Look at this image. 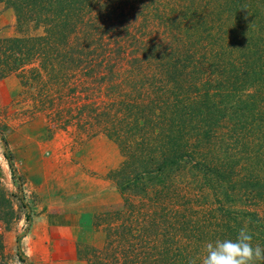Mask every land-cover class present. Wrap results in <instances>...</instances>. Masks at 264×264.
<instances>
[{"label":"trees","instance_id":"16d2710c","mask_svg":"<svg viewBox=\"0 0 264 264\" xmlns=\"http://www.w3.org/2000/svg\"><path fill=\"white\" fill-rule=\"evenodd\" d=\"M1 1L12 8L18 25L30 22L43 28L36 35L4 39L7 48L2 53L9 61L0 78L32 64L27 71L37 97L53 100L42 94V82L67 86L68 103L52 112L49 122L56 127L74 107L72 118L82 114L85 120L76 122L84 138L103 135L112 140L124 157L114 172L127 174L115 180L122 193L130 184L138 185L140 175L157 177L192 158L195 169L203 172L210 162L194 149L196 139L199 144L216 140L225 129L228 148L253 134L251 128L264 132L258 123L252 125L256 119L264 123L259 115L264 111V0ZM253 72L257 77L241 92L248 97L247 109L237 117L238 80ZM251 84L254 91L248 90ZM74 97L82 102L73 104ZM67 119L70 115L62 125ZM225 119L234 123L221 126ZM3 148L14 176L5 142ZM251 179L264 181L258 175ZM241 215L255 213L243 210ZM260 218L243 220L244 225L223 220L201 228L206 239L219 227L224 233L217 239H235L246 227L253 244L264 247L263 213ZM107 225L105 246L96 251L92 264H188L202 258L198 248L207 243H197L192 236L160 239L167 224L159 220H133L128 227L125 220H111ZM16 256L25 259L19 244Z\"/></svg>","mask_w":264,"mask_h":264},{"label":"rangeland","instance_id":"374dc122","mask_svg":"<svg viewBox=\"0 0 264 264\" xmlns=\"http://www.w3.org/2000/svg\"><path fill=\"white\" fill-rule=\"evenodd\" d=\"M42 28L30 22L18 25L12 8L0 2V72L3 69L6 72L5 62L9 61L2 53V49L7 48L4 39L36 35L41 33ZM255 44L259 45V40ZM31 65H24L0 78V264H32L26 259L18 260L16 246L19 244V250L25 258L31 256L36 237V220L44 211L45 215L50 214L51 210L57 211L62 202L47 200L52 205L47 204L40 210L37 190L54 192L56 196L62 191L68 158L80 171L77 174L83 177H103L115 187V180H119L121 175H127L114 173L121 167L124 157L112 140L103 135L88 139L83 137L84 133L76 126L77 121V124L85 121L83 115L72 118L77 113L76 108L63 114L61 123L56 127L53 122H49L51 113L60 111L68 103L67 86L55 88L50 86V82H42V94L46 92L53 100L37 97L36 88L30 82L27 71ZM254 77L257 75L253 72L249 76L242 75L238 80L241 101L239 111L235 110L237 117H242L247 109L248 97L241 92ZM252 84L249 91H254ZM77 95L75 93L74 96ZM76 101L79 100L74 97L73 104L82 102ZM261 107L264 110V106ZM69 115L68 123L62 125L63 119ZM259 115L263 118L264 111ZM226 122L234 123L233 120L225 119L220 122L221 126ZM256 123L261 129L264 128L262 120L256 119L252 125ZM250 131L253 134H245L239 138L240 144L237 142L228 148L231 142L227 140L228 135L223 134L225 129L217 134L216 140L209 138L199 144L196 139L194 149L206 154L210 162L203 172L195 169L192 158L177 166L165 168L157 177L140 175L138 185L130 184L124 193L116 187L119 192L117 207L94 214L92 227L99 231L98 237L93 236L90 245L78 247L77 259L81 263L79 261L77 264H86L87 261L92 264L96 251H101L105 246V226L111 220H125L127 227L133 220H159L161 224H167L166 232L161 233L160 239L182 237L184 240L186 236H192L199 243L206 239L205 229L201 226H211L217 221L223 224V220H241L244 225L243 220L262 218L264 181L255 182L251 176L264 178V132L257 131L256 127ZM4 142L11 155L14 176L3 155ZM232 148L242 156L234 154ZM243 210L252 211L255 215H241ZM221 231L220 227L213 228L206 241H215L223 235L224 231ZM16 238H19L18 242ZM198 249L204 252V248Z\"/></svg>","mask_w":264,"mask_h":264},{"label":"crops","instance_id":"0c3cea01","mask_svg":"<svg viewBox=\"0 0 264 264\" xmlns=\"http://www.w3.org/2000/svg\"><path fill=\"white\" fill-rule=\"evenodd\" d=\"M107 167V166H106ZM111 167V166H110ZM113 167V165H112ZM105 168V167H104ZM61 192L37 190L42 210L47 200H60L57 211L51 210L38 217L34 225L35 244L31 256L25 258L32 264H77V251L81 245H90L99 232L92 227L94 214L117 207L119 192L111 181L103 177H83L68 158ZM38 199V200H39ZM52 203L50 204V206ZM96 234V235H95ZM25 257V256H24Z\"/></svg>","mask_w":264,"mask_h":264},{"label":"clouds","instance_id":"9594fccd","mask_svg":"<svg viewBox=\"0 0 264 264\" xmlns=\"http://www.w3.org/2000/svg\"><path fill=\"white\" fill-rule=\"evenodd\" d=\"M257 264L264 262V247L253 244L247 228H241L235 239H216L204 246L202 258H192L188 264Z\"/></svg>","mask_w":264,"mask_h":264}]
</instances>
